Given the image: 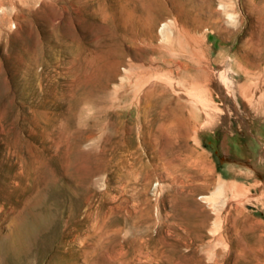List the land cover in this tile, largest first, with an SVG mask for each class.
<instances>
[{"label": "rangeland", "instance_id": "rangeland-1", "mask_svg": "<svg viewBox=\"0 0 264 264\" xmlns=\"http://www.w3.org/2000/svg\"><path fill=\"white\" fill-rule=\"evenodd\" d=\"M4 1L0 264H264V0ZM145 9L191 124L107 85L113 25Z\"/></svg>", "mask_w": 264, "mask_h": 264}, {"label": "bare ground", "instance_id": "bare-ground-1", "mask_svg": "<svg viewBox=\"0 0 264 264\" xmlns=\"http://www.w3.org/2000/svg\"><path fill=\"white\" fill-rule=\"evenodd\" d=\"M3 5L0 0V14H5V7H8ZM220 5L223 6L224 2L222 1ZM138 11L137 13H139ZM132 12L125 16L126 18L130 17L129 21L124 17L119 19L120 21L118 20L114 25L112 24V48H110L112 49L113 59L107 70L106 81L108 84H106L111 86L112 84L115 85L116 82L119 83L117 86H112V93L115 99L119 96L120 92H123V88H126L128 91L130 90L131 95L136 100L135 106L137 112L145 110L149 100L159 99L167 108L177 113H185L191 124L193 119L196 118L197 111L202 110L204 105L196 97L192 89L181 86L176 80H180L182 75L189 72L190 67L186 62L172 59L169 56L172 53L171 49L156 45L154 35L156 15L152 16L150 14L152 11L149 12L148 9H145L143 13L146 17H143V14L136 15V13L133 14ZM7 14L9 15V12ZM230 16L228 15L229 18ZM133 18L135 19L133 20ZM130 21H135V26H132V24L128 25ZM175 27L176 24L172 20L164 22L158 30L159 41L165 40L167 34L171 32L170 30ZM123 40L128 44L127 49L120 47ZM124 108L125 112H127L128 108ZM190 205V210L184 212L183 216L187 222L188 219L190 220V217L196 218L199 220L201 228L203 223H205V216L197 205L193 203ZM14 218L17 219L15 216Z\"/></svg>", "mask_w": 264, "mask_h": 264}]
</instances>
